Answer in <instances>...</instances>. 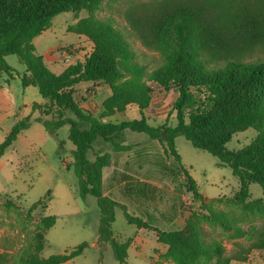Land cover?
Segmentation results:
<instances>
[{
    "label": "trees",
    "instance_id": "16d2710c",
    "mask_svg": "<svg viewBox=\"0 0 264 264\" xmlns=\"http://www.w3.org/2000/svg\"><path fill=\"white\" fill-rule=\"evenodd\" d=\"M104 0H0V72L13 74L6 56L16 54L25 64L23 86L38 87L42 102H33L31 112L15 120L0 142V159L33 122H40L57 140L58 152L65 150L58 130L69 126L70 165L78 177L77 191L84 200L96 197L101 210L99 241L112 244L116 258L126 264L130 239L120 241L114 235V208L124 209L129 223L154 230L157 240L167 245L163 257L174 264H230L248 261L253 249H264V198L251 199L250 184L264 189V0H240L224 8L221 0H155L129 7L125 17L149 49L160 52L161 60L149 70L140 61L126 34L110 18L95 12ZM85 9L89 14L78 18ZM73 11L78 20L69 30L85 35L92 49L83 59L68 64L61 72L49 68L37 51L34 38L48 29L55 15ZM178 91L173 108L176 124L151 125L146 109L153 97L154 85ZM82 82L110 87L102 111L94 115L81 106L76 88ZM136 105L141 114L121 122L108 116ZM34 112H38L33 116ZM68 112L72 113V116ZM249 127L256 137L240 149L227 143L235 133ZM147 133L156 138L167 155L174 156L185 173L187 188L207 213L208 221L232 238L233 248L226 254L222 239L210 235L193 217L177 229H162L128 211L127 205L106 195L103 170L112 162L110 152L88 151L98 138L111 144L113 151H124L125 129ZM177 135L213 154L221 166H229L239 179V189L231 198L241 215H259L258 227L244 228L229 210L215 204L221 197L207 199L194 177L181 161L175 145ZM46 206L49 191L45 197ZM41 200V199H40ZM40 200L34 202L38 203ZM56 222V215H44L29 242L19 252L0 250V264H62L80 255L87 242L70 250L43 257L46 231ZM248 239L243 244L238 239ZM156 264H165L158 261Z\"/></svg>",
    "mask_w": 264,
    "mask_h": 264
},
{
    "label": "rangeland",
    "instance_id": "374dc122",
    "mask_svg": "<svg viewBox=\"0 0 264 264\" xmlns=\"http://www.w3.org/2000/svg\"><path fill=\"white\" fill-rule=\"evenodd\" d=\"M155 0H104L95 14L100 18H110L128 37L137 58L146 63L148 69L156 67L161 55L159 51L147 48L136 36L126 17V10L139 3ZM219 1V0H218ZM224 8L235 6L240 0H221ZM89 13L82 9L78 18ZM78 18L73 11H64L55 15L51 26L34 38L37 51L59 60L50 62L49 68L61 72L68 64L83 59L92 49L85 37L68 28ZM86 42V43H85ZM72 48L61 55L62 49ZM14 68L13 74L0 72V82L5 88L0 94V142L4 134L15 122V115H27L31 112L33 100L41 99L38 87L23 86L21 77L26 66L16 54L6 56ZM154 85L153 97L146 114L148 122L157 126L176 124V112L173 108L178 91L174 88L161 89ZM82 82L76 88L79 100L89 97L95 86H86ZM98 100H103L110 93L107 84L100 83ZM72 116L71 112H68ZM37 113L33 115L36 116ZM120 121L140 118L138 108L133 105L125 112H119ZM69 126L58 130V136L66 141L65 150L58 152L57 140L49 134L40 122L25 129L15 143L9 147L0 159V250L19 252L32 237L33 231L40 227L44 215H56L55 224L45 234V246L41 251L43 257L70 250L82 242L88 246L84 251L62 264H121L116 258L114 248L109 242L99 241L101 210L94 196L82 199L77 191L78 177L68 161L74 147L67 138ZM257 130L249 127L235 133L227 147L237 150L250 143L257 135ZM125 144L132 145L124 151H113L110 143L98 138L88 151V157L94 160L96 153L110 152L111 165L103 172L104 186L107 188L111 168L123 175V179L133 180L126 184H116L111 197L125 203L128 211L146 219L149 223L162 229H177L185 224L186 218L193 216L210 235L222 239L226 254L233 248V239L229 238L220 227L208 221L207 213L201 209L192 192L188 190L185 173L174 156L167 155L164 147L156 138L145 132L130 128L122 136ZM175 145L182 163L197 182L198 189L207 199L221 197L215 204L224 208L236 218L244 228L258 227L263 218L259 215L244 216L231 198L239 189V179L232 169L218 164L216 156L208 151L194 147L183 135L175 137ZM68 165V166H67ZM49 191V198L46 195ZM251 199L264 198V189L258 183L250 184ZM41 199V200H40ZM40 200L38 203L34 202ZM115 219L112 222L114 235L120 241L130 237L133 242L128 249L126 264H174L157 252L165 244L158 242L154 233L148 229L139 232L137 225L129 223L122 207L114 208ZM243 244L248 239H238ZM157 257V258H156ZM156 258V259H155ZM230 264H264V249H253L248 261L233 260Z\"/></svg>",
    "mask_w": 264,
    "mask_h": 264
},
{
    "label": "crops",
    "instance_id": "0c3cea01",
    "mask_svg": "<svg viewBox=\"0 0 264 264\" xmlns=\"http://www.w3.org/2000/svg\"><path fill=\"white\" fill-rule=\"evenodd\" d=\"M82 36H84L85 37V39L84 40H87L88 41V43L90 44V47H92L93 46V43L85 36V35H83V34H81ZM86 43V42H85ZM44 56V58H45V60H46V62H47V60L48 61H50V62H56L57 60H59V59H57L56 57H55V59L54 58H52V57H50L49 55H43ZM59 61H62V60H59ZM2 83L0 82V94H2L3 92H2V90L1 89H4L5 87L3 86V85H1ZM29 86V85H28ZM86 86H91V83H88ZM101 91V85H96V90L95 91H93V93L89 96V97H87V98H85V99H83V100H80L81 101V106L84 108V109H86V110H88V111H90L91 113H93L94 115H98L101 111H102V103H103V101H104V99L110 94H108L106 97H104L103 98V100H98V93ZM41 95V94H40ZM35 101H37V102H42V101H44V99H43V97L41 96V99H37V100H33V102H35ZM32 102V103H33ZM32 103H31V105H32ZM131 106H133V105H129L128 107H127V109L125 110V111H127ZM136 106V105H135ZM137 107V106H136ZM138 108V107H137ZM138 110H139V108H138ZM124 111V112H125ZM34 113H37L38 114V112H34ZM36 114V115H37ZM119 113H116V114H114V115H111V116H108L106 119L107 120H109V121H112V122H114L113 121V119H118V115ZM22 116H25V115H18V114H16L15 115V119H18V118H21ZM34 116V115H33ZM124 121H126V120H124ZM115 122H118V120H115ZM121 122V121H120ZM7 131H9V130H7ZM23 132V131H22ZM21 132V133H22ZM7 133V132H6ZM20 133V134H21ZM4 135H6V134H4ZM5 137V136H4ZM18 138H19V136H18ZM17 138V139H18ZM15 143V142H14ZM69 162V164L72 162V158H71V160L70 161H68ZM111 165V164H110ZM109 165V166H110ZM68 166V165H67ZM108 167V166H107ZM106 168V167H105ZM104 168V169H105ZM103 172H104V170H103ZM123 175L124 174H121L119 171H117L115 168H111V171H110V173H109V181H108V184H107V188H105V186H104V181H103V188H104V192H105V194L106 195H109V196H111L112 195V189H113V187L116 185V184H126V183H129V182H131V181H133V180H130V179H123ZM124 176H127V175H124ZM145 229H147V228H139V232H141V233H143V232H145ZM148 230H150V229H148ZM151 232H153L154 233V235H155V237H156V239H157V235H156V233H155V231L154 230H150ZM131 241H130V245L132 244V242H133V238H129ZM158 241V240H157ZM159 242V241H158ZM162 243V242H161ZM164 244V243H163ZM130 245H129V247H130ZM166 245V244H165ZM129 249V248H128ZM166 250H167V245H166V247H163V249H160V250H158V252H157V257H158V254H161L162 253V256H163V254L166 252ZM156 257V258H157ZM155 258V259H156Z\"/></svg>",
    "mask_w": 264,
    "mask_h": 264
},
{
    "label": "built area",
    "instance_id": "2783aa9c",
    "mask_svg": "<svg viewBox=\"0 0 264 264\" xmlns=\"http://www.w3.org/2000/svg\"><path fill=\"white\" fill-rule=\"evenodd\" d=\"M71 49H72V48H69V49H67V50L70 52ZM67 50H65V49L63 48L62 51H61V55H64V54L68 53Z\"/></svg>",
    "mask_w": 264,
    "mask_h": 264
}]
</instances>
